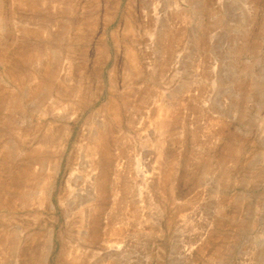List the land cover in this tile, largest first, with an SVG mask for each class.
<instances>
[{
  "label": "rangeland",
  "instance_id": "obj_1",
  "mask_svg": "<svg viewBox=\"0 0 264 264\" xmlns=\"http://www.w3.org/2000/svg\"><path fill=\"white\" fill-rule=\"evenodd\" d=\"M0 264H264V0H0Z\"/></svg>",
  "mask_w": 264,
  "mask_h": 264
},
{
  "label": "bare ground",
  "instance_id": "obj_2",
  "mask_svg": "<svg viewBox=\"0 0 264 264\" xmlns=\"http://www.w3.org/2000/svg\"><path fill=\"white\" fill-rule=\"evenodd\" d=\"M101 127H102V126H101ZM105 134H106V133H105ZM53 135H54V134H53ZM96 138H97V136H96ZM94 141H95V140H93V142H94ZM94 144H96V145L93 146V148L97 147V146L99 145V142H98V143L94 142ZM100 144H101V143H100ZM37 160H38V159H37ZM137 168H138V167H137ZM139 168H140V167H139ZM139 168H138V169H139ZM141 170H142V169H141ZM92 175H93V174H92ZM75 177H76V176H74V178H75ZM92 177H94V175H93ZM142 177H143V176H142ZM70 179H71V178H70ZM80 179H81V178H80ZM93 179H94V178H93ZM93 179H92V180H93ZM84 180H85V179H84ZM71 181H72V179H71ZM87 181H88V180H87ZM68 182L70 183V180H69ZM87 183H88V184H86V187H87V185H88V186H90V185L92 186V184H93V183H91V184L89 185L90 181L87 182ZM88 188H89V187H88ZM92 188H93V190H92V191H93V195L95 196V194H94V187H92ZM81 190H82V189H81ZM123 190H124V189H123ZM86 191H87V188H86ZM30 194H31V193H30ZM80 194H81V193H80ZM87 194H89V193H87ZM82 195H83V194H81V197H82ZM85 196H86V194H85ZM78 198H79V196H78ZM82 198H85V197H82ZM88 198H89V197H88ZM88 198H87V199H88ZM94 198H96V196H95ZM77 200H78V199H77ZM80 200H81V199H80ZM82 200H83V199H82ZM83 201L86 202V199L83 200ZM85 202H84V203H85ZM72 203H73V202H72ZM81 203H82V202H81ZM82 204H83V203H82ZM68 205H69V204H68ZM71 205H72V204H71ZM94 208H95V207H94ZM100 208H101V207H100ZM70 209H72V207H71ZM93 210H94V209H93ZM93 210H92V211H93ZM85 211H88V210L85 209ZM90 211H91V208L89 209V211H88L87 213H91V212H92V211H91V212H90ZM78 214L83 215V213L81 212V210L79 211ZM85 214H86V213H85ZM88 215H89V214H88ZM85 221H86V220H85ZM74 223H75V222H74ZM77 223H78V222H77ZM87 225H88V224H87ZM95 226H96V225H95ZM83 227H84V226H83ZM71 229H73V228H71ZM51 233H52V232H51ZM86 233H87V231H86ZM86 233H85V234H86ZM81 234H82V233H81ZM82 235H83V234H82ZM116 235H117V233H116ZM121 236H122V235H121ZM39 242H41V241L39 240ZM48 242H49V244H50V246H51V243L53 242V235H52V234H49V235H48ZM118 243H119V242H118ZM118 243H117V244H118ZM117 244H116V245H117ZM116 245H115V247H116ZM38 246H39V245H38ZM117 248L119 249L120 247L117 246ZM117 248H116V249H117Z\"/></svg>",
  "mask_w": 264,
  "mask_h": 264
}]
</instances>
